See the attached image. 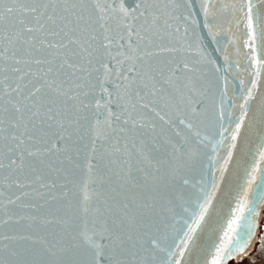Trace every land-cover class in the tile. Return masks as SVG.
<instances>
[{
  "label": "snow or ice",
  "instance_id": "6c2138e0",
  "mask_svg": "<svg viewBox=\"0 0 264 264\" xmlns=\"http://www.w3.org/2000/svg\"><path fill=\"white\" fill-rule=\"evenodd\" d=\"M245 150L264 0H0V264H227L264 170L248 236L202 237Z\"/></svg>",
  "mask_w": 264,
  "mask_h": 264
},
{
  "label": "water",
  "instance_id": "95a60500",
  "mask_svg": "<svg viewBox=\"0 0 264 264\" xmlns=\"http://www.w3.org/2000/svg\"><path fill=\"white\" fill-rule=\"evenodd\" d=\"M251 160V152L245 150L244 152L237 153L231 161L228 172L226 173L221 197L216 205V211L213 215L211 226L204 233L202 243L211 244L216 241L217 233L214 229H222V231H220V236L225 248L238 245L241 240L245 239L250 233L251 230L246 224V217L248 215L246 209L247 207H251L255 200V195L262 179L261 170H264V161H260L258 158L257 164L259 167L253 165V167H256V171L251 172L248 170ZM252 176H255V179H252ZM238 191L240 192L239 198L233 201L232 198ZM241 207L245 208L243 216L237 211V208ZM257 209L258 213L253 218L258 221L259 227L256 229L255 234L251 236L246 250L259 232L261 220L264 216V201L257 202ZM229 223L232 224L231 228L228 227ZM224 233H227V236H224ZM217 246H219V242H217ZM245 251L239 252L236 258ZM232 260L233 259L228 260L227 264Z\"/></svg>",
  "mask_w": 264,
  "mask_h": 264
},
{
  "label": "rangeland",
  "instance_id": "374dc122",
  "mask_svg": "<svg viewBox=\"0 0 264 264\" xmlns=\"http://www.w3.org/2000/svg\"><path fill=\"white\" fill-rule=\"evenodd\" d=\"M262 235H264V216L261 220V225H260L259 232H258L259 237L257 239L254 250L247 256H244L242 258L233 259L229 264H264V251H261V236Z\"/></svg>",
  "mask_w": 264,
  "mask_h": 264
},
{
  "label": "bare ground",
  "instance_id": "6f19581e",
  "mask_svg": "<svg viewBox=\"0 0 264 264\" xmlns=\"http://www.w3.org/2000/svg\"><path fill=\"white\" fill-rule=\"evenodd\" d=\"M258 234H257V236H256V238L253 240V242H252V244L249 246V248L244 252V253H242L241 255H239L237 258H242V257H244V256H247V255H249L253 250H254V247H255V245H256V242H257V239H258ZM254 261V260H253ZM252 261V262H253Z\"/></svg>",
  "mask_w": 264,
  "mask_h": 264
}]
</instances>
